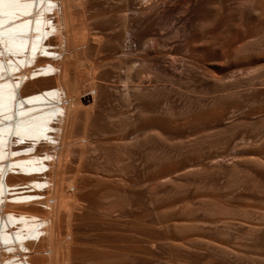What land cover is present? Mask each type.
<instances>
[{
  "label": "rangeland",
  "instance_id": "374dc122",
  "mask_svg": "<svg viewBox=\"0 0 264 264\" xmlns=\"http://www.w3.org/2000/svg\"><path fill=\"white\" fill-rule=\"evenodd\" d=\"M87 1L92 27L125 9L140 20L125 43L105 29L69 71L83 83L94 66L111 95L87 198L62 219L80 238L69 263L264 264V0H160L154 13L153 0ZM141 70L129 85L146 94L122 102Z\"/></svg>",
  "mask_w": 264,
  "mask_h": 264
},
{
  "label": "bare ground",
  "instance_id": "6f19581e",
  "mask_svg": "<svg viewBox=\"0 0 264 264\" xmlns=\"http://www.w3.org/2000/svg\"><path fill=\"white\" fill-rule=\"evenodd\" d=\"M159 1L147 9L154 13ZM86 2L0 0V264H70L77 257V228L69 221L65 227L62 219H73L87 198L81 190L89 187L91 159L105 134L100 105L111 95H102L98 80L105 73L96 74L94 66L83 83L69 71L80 52L98 49L106 41L104 31L118 26L112 21L108 27L110 20L98 23L100 9L94 11L97 23L87 24ZM136 11L119 14L122 41L126 21L140 20ZM142 72H126L123 89L116 94L122 102L130 95L142 96L144 89L129 85L136 77H148ZM129 119L136 121L133 115ZM120 121L127 124V118Z\"/></svg>",
  "mask_w": 264,
  "mask_h": 264
}]
</instances>
